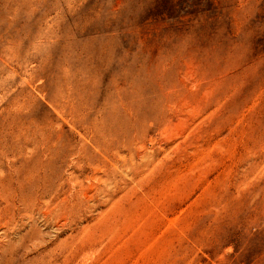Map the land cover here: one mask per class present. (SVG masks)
Wrapping results in <instances>:
<instances>
[{
  "label": "rangeland",
  "instance_id": "obj_1",
  "mask_svg": "<svg viewBox=\"0 0 264 264\" xmlns=\"http://www.w3.org/2000/svg\"><path fill=\"white\" fill-rule=\"evenodd\" d=\"M11 128L15 175L56 185L105 146L152 157L113 167L82 227L26 221L43 240L0 264H264V0H0Z\"/></svg>",
  "mask_w": 264,
  "mask_h": 264
},
{
  "label": "bare ground",
  "instance_id": "obj_2",
  "mask_svg": "<svg viewBox=\"0 0 264 264\" xmlns=\"http://www.w3.org/2000/svg\"><path fill=\"white\" fill-rule=\"evenodd\" d=\"M183 101L186 100L177 97L175 103L180 104ZM210 105L212 102L208 104ZM12 134V128L0 134V159H3L4 165L0 173V258L2 259L4 250L15 240L19 242L35 238L43 240L44 236L36 230L27 238L23 233L26 221L43 219L48 228H57V230H64L65 227L77 229L82 227L90 213V204L96 206L98 203L96 197L110 195V187L116 183V178L114 174L112 175L113 167L125 166L129 159L132 161L133 168L145 167L152 157V153L144 149L143 152H139V161L134 160L133 150L130 152L129 159H120L117 156L120 149L113 151L109 146H105L102 173L90 172L89 168L92 166L93 159L87 157L88 171L81 179L75 168L80 160H74L70 163L73 171L70 175L61 176L60 183L56 185L58 177L52 178L46 170L37 171L34 166L23 171L24 178L22 175H15L12 161L9 159ZM47 135L48 139L44 143L48 145L50 151L52 133L49 132ZM71 152L75 155L78 151L73 148ZM47 161L50 163V159ZM85 178L96 179L99 183L88 186L83 182ZM114 186L118 189L123 187V184L119 186L114 184Z\"/></svg>",
  "mask_w": 264,
  "mask_h": 264
}]
</instances>
